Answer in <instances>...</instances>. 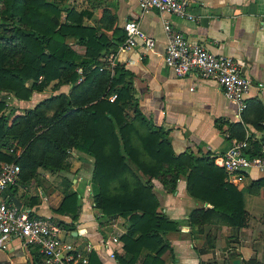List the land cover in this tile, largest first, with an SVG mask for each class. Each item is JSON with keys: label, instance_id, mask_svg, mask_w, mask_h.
Wrapping results in <instances>:
<instances>
[{"label": "crops", "instance_id": "obj_1", "mask_svg": "<svg viewBox=\"0 0 264 264\" xmlns=\"http://www.w3.org/2000/svg\"><path fill=\"white\" fill-rule=\"evenodd\" d=\"M186 2L192 19L155 10L138 15L135 0H66L65 7L78 10L83 25L95 28L97 35L102 34L110 41L108 51L102 52L98 60L110 71L117 63L131 74L126 80L131 86L132 98L153 125L168 132L173 151L192 152L196 157L207 152L214 163L229 141L237 139L236 134L254 143L264 134L261 125L264 119L257 123L258 109L253 104L254 100L259 101L264 113V0ZM63 17L61 12L60 19ZM130 19L137 20L141 32L154 40L150 50L145 51L140 45L120 50L121 43L117 44L115 36L122 30L123 22ZM164 20L182 37L202 44L215 55L231 56L240 63L242 75L250 81L245 95L248 107L244 112H238L235 105L223 97L213 79H202L192 72L177 77L163 64ZM73 42L69 39L68 44L81 54L82 48ZM110 57L112 66L108 63ZM70 87V84H61L32 91L27 100L8 95L18 105V110H23L50 95L67 94ZM132 110H127L129 116ZM19 150L16 148L14 153L17 155ZM91 171L92 158L71 148L66 168L56 173L37 168V177L16 182L1 196L11 205L10 196L15 198L18 209L30 217L51 219L63 229V237L79 249L89 245L87 256L94 255V264L95 261L97 264H127L130 253L123 250L120 236L127 231L129 221L123 217L107 219L94 207ZM239 173L231 184L241 194L247 220L238 228L190 225L187 216L192 209L211 206L188 194L184 176H179L170 192L157 180H150L158 211L176 224L175 230L158 231L168 245L159 256L162 264H231L235 258L239 259V264H264V184L258 186L253 182L264 178V169L247 168ZM64 191L76 195L74 219L55 212ZM147 253L141 248L133 264H140ZM39 259L36 247H25L15 237H0V264H40Z\"/></svg>", "mask_w": 264, "mask_h": 264}, {"label": "trees", "instance_id": "obj_2", "mask_svg": "<svg viewBox=\"0 0 264 264\" xmlns=\"http://www.w3.org/2000/svg\"><path fill=\"white\" fill-rule=\"evenodd\" d=\"M65 3L0 0V93L27 100L32 91L71 86L67 94L50 95L31 108H10L7 113L0 97V149L4 148L0 160L18 165L16 182L37 177V168L49 173L66 168L71 148L89 155L94 207L107 219L129 221L120 236L123 250L130 253L127 264H133L141 248L148 253L140 264H162L159 256L168 245L158 231L176 228L158 211L151 179L170 192L179 176H184L188 194L211 206L192 209L187 216L190 225L244 226L247 214L241 194L225 181L222 168L207 152L196 157L192 152L173 151L168 132L153 125L132 98L126 80L131 74L117 63L110 71L98 60L110 41L83 25L82 14ZM69 39L82 48L81 54L70 47ZM123 39L121 30L115 40L120 44ZM253 104L259 124L264 119L262 104L257 100ZM247 107L245 100L242 112ZM236 136V140L243 138L240 133ZM247 143L245 152L257 155V143ZM16 148L20 149L17 155ZM253 182L263 185L264 178ZM76 211L75 193L64 191L55 212L74 219ZM94 260L93 254L87 256V264Z\"/></svg>", "mask_w": 264, "mask_h": 264}, {"label": "built area", "instance_id": "obj_3", "mask_svg": "<svg viewBox=\"0 0 264 264\" xmlns=\"http://www.w3.org/2000/svg\"><path fill=\"white\" fill-rule=\"evenodd\" d=\"M135 2L138 15L155 10L160 14H173L192 19L187 13L186 0H135ZM162 29L165 35L162 61L166 67L177 77L192 72L202 79H213L223 97L232 102L238 112L245 108V95L250 81L242 75L240 63L235 58L207 51L202 44L172 31L168 21H163ZM122 30L124 39L120 44V50L127 51L140 45L146 51L154 46V40L141 32L137 20H125ZM108 63L112 66V57ZM112 99L113 96L109 98ZM261 125L264 126V121H261ZM256 143L258 154L249 156L245 152L249 148L247 140L232 139L221 155L214 159V164L224 171L227 182L233 183L240 175L239 172L247 168L264 169V134L258 137ZM9 151H12V148ZM18 172L19 167L15 162L0 160V237H15L25 247H36L40 264H87L89 245H85L82 250L79 249L63 237V229L51 219L30 217L2 198L1 193L16 183Z\"/></svg>", "mask_w": 264, "mask_h": 264}, {"label": "rangeland", "instance_id": "obj_4", "mask_svg": "<svg viewBox=\"0 0 264 264\" xmlns=\"http://www.w3.org/2000/svg\"><path fill=\"white\" fill-rule=\"evenodd\" d=\"M0 97L4 100V103H5V111L9 107H11L12 109H15L16 107H18L17 104H15V103L12 102V99L9 97L8 94H6V93H0ZM17 109H19V107Z\"/></svg>", "mask_w": 264, "mask_h": 264}, {"label": "water", "instance_id": "obj_5", "mask_svg": "<svg viewBox=\"0 0 264 264\" xmlns=\"http://www.w3.org/2000/svg\"><path fill=\"white\" fill-rule=\"evenodd\" d=\"M10 199H11V202H12V205L15 207V208H19V203L18 201L13 198L12 196H10ZM231 264H239V259L238 258H235L232 260Z\"/></svg>", "mask_w": 264, "mask_h": 264}]
</instances>
